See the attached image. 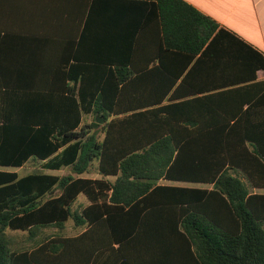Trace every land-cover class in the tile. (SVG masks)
<instances>
[{
    "label": "trees",
    "instance_id": "obj_1",
    "mask_svg": "<svg viewBox=\"0 0 264 264\" xmlns=\"http://www.w3.org/2000/svg\"><path fill=\"white\" fill-rule=\"evenodd\" d=\"M155 2L164 48L180 57L175 67L225 33L264 72L262 54L189 3ZM106 61H76L78 71L63 74L70 85L0 87V264H264V191L250 189L264 188L252 170L264 162V78L206 91L187 87L185 73H164L148 91L137 63ZM30 157L72 172L95 159L100 173L116 176L2 168ZM160 177L211 185L156 183ZM78 192L89 200L80 210L72 208ZM68 218L85 228L36 237ZM6 229L26 230L30 245Z\"/></svg>",
    "mask_w": 264,
    "mask_h": 264
},
{
    "label": "crops",
    "instance_id": "obj_2",
    "mask_svg": "<svg viewBox=\"0 0 264 264\" xmlns=\"http://www.w3.org/2000/svg\"><path fill=\"white\" fill-rule=\"evenodd\" d=\"M184 1L264 56V0ZM163 41L155 0H0V87L46 90L57 80L60 86L63 82L70 85L72 80L64 79L63 74L76 73V61L81 59L107 60L110 68L114 60H122L127 65L131 60L143 69L139 72L148 75L144 76L143 85L148 91H156L164 73H185L187 87L206 91L264 78L263 70L254 68L248 60L249 49L228 34L221 33L216 41L208 43L205 53L196 52L182 67H175V60L180 57L173 52L174 48H164ZM245 106L246 103H242V108ZM92 116L89 112L82 113L81 122H88ZM249 120L256 122L257 119ZM30 160H37L43 169L39 171L57 175L70 173L110 181L116 176L100 173L95 159L81 172H72L68 164L58 168L44 167L41 166L43 160L33 157L19 166L25 167ZM12 167L16 166H2L14 170ZM252 170L261 180L257 185H264V162L256 163ZM27 172L31 171L22 174ZM234 173L250 185L238 169ZM156 183L211 185L210 182L162 177L156 179ZM53 189L45 197L59 192L58 188L52 194ZM250 189L264 191V188ZM88 202L84 193L78 192L72 208L80 210ZM73 225L78 228L71 234H78L85 228L84 223L73 222Z\"/></svg>",
    "mask_w": 264,
    "mask_h": 264
},
{
    "label": "rangeland",
    "instance_id": "obj_3",
    "mask_svg": "<svg viewBox=\"0 0 264 264\" xmlns=\"http://www.w3.org/2000/svg\"><path fill=\"white\" fill-rule=\"evenodd\" d=\"M18 174H22L25 171H39L43 170L38 164L37 160H30L25 164V167L22 166H16L12 167ZM58 191V187H55L53 189L52 194L56 193ZM83 196V195H80ZM78 227H75L73 225V222L71 219H67L66 221L63 222L62 227L59 228L58 226L55 225H47L44 227H41L37 234L36 237L43 238L47 235L53 234L55 232H60V234H71L74 233L75 230H77ZM6 232L8 236H10L12 239L18 240L21 244V246H29L30 245V240H26L27 236V231L26 230H21V229H6Z\"/></svg>",
    "mask_w": 264,
    "mask_h": 264
},
{
    "label": "water",
    "instance_id": "obj_4",
    "mask_svg": "<svg viewBox=\"0 0 264 264\" xmlns=\"http://www.w3.org/2000/svg\"><path fill=\"white\" fill-rule=\"evenodd\" d=\"M97 120H100V118H97Z\"/></svg>",
    "mask_w": 264,
    "mask_h": 264
}]
</instances>
